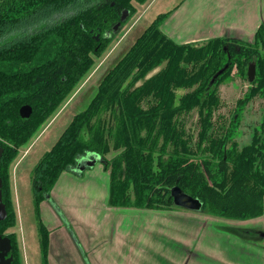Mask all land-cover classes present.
I'll use <instances>...</instances> for the list:
<instances>
[{
  "label": "trees",
  "instance_id": "16d2710c",
  "mask_svg": "<svg viewBox=\"0 0 264 264\" xmlns=\"http://www.w3.org/2000/svg\"><path fill=\"white\" fill-rule=\"evenodd\" d=\"M123 12L129 15L122 18ZM135 13L133 0H0V178L8 213L0 221V236L11 239L12 264H21V256L16 233L8 232L17 225L9 168L19 149L86 78L94 54L113 39L107 32ZM168 14H159L137 37L104 76L88 107L38 162L33 171L38 205L50 198L63 172H75L80 158L96 152L110 172V206L179 207L171 190L180 187L199 198L208 215L232 220L264 215L263 137L256 134L238 150L236 123L215 136L212 120L220 104L216 86L234 67L245 75L254 65L247 98L264 94V25L254 42L216 37L199 45L179 44L161 30ZM157 67L162 68L147 77ZM178 88L186 90L180 103ZM24 105L33 109L29 118L20 114ZM199 105L200 130L192 142L182 117ZM111 150L117 153L107 159ZM42 245L44 264H49L45 227Z\"/></svg>",
  "mask_w": 264,
  "mask_h": 264
},
{
  "label": "crops",
  "instance_id": "0c3cea01",
  "mask_svg": "<svg viewBox=\"0 0 264 264\" xmlns=\"http://www.w3.org/2000/svg\"><path fill=\"white\" fill-rule=\"evenodd\" d=\"M176 2L168 0L159 14L169 12L161 30L179 44L216 37L254 42L264 25V0ZM99 163L82 177L63 172L47 199L60 206L65 220L54 219L50 227L49 264H87L86 258L89 264H248L245 248L233 243L246 244L255 239L247 234H263L258 225L245 229L241 221L183 207L110 206V172ZM230 230L243 240H232Z\"/></svg>",
  "mask_w": 264,
  "mask_h": 264
},
{
  "label": "rangeland",
  "instance_id": "374dc122",
  "mask_svg": "<svg viewBox=\"0 0 264 264\" xmlns=\"http://www.w3.org/2000/svg\"><path fill=\"white\" fill-rule=\"evenodd\" d=\"M167 1L168 0H147L143 4L136 3V13L129 21L117 26L116 32L112 33L113 39L109 42L105 50L98 55L94 54L93 68L71 98L63 105L52 120L40 129L30 144L19 149L18 157H16L9 168V181L17 225L13 230H9L8 232L12 231L17 235L21 264H26V260L29 264H44L42 245L44 227L48 230L50 237V227L53 225L54 219H64L63 215L57 210L60 206L57 205L52 198L50 199L51 201L46 199L39 205L36 203L33 193V171L35 167L44 154L53 147L74 116L88 107L92 98L97 93L104 76L129 50L137 37L154 21L159 12L164 10L165 7H161L166 4ZM175 1H177V4L181 0H174V2ZM170 6L172 7L173 3ZM171 7H169V9ZM202 43L196 44L199 45ZM162 67L155 68L147 77L155 75ZM249 72L250 68L246 70L245 75H241L238 68L234 67L231 76L216 86V94L220 104L212 113V120L214 121L213 132L215 136L223 135L232 123H236L233 143L237 145L238 150L250 144L256 134L263 137L264 142V129L261 128L264 117V94H258L257 96L247 98L250 89L254 85L253 81L255 79H250ZM185 92L186 90L184 88L176 89L177 103H180V97ZM200 107V105L195 107L190 113L184 114L182 117L187 132L193 138L192 142L196 141L198 131L200 130ZM231 143L232 142L229 143V146ZM116 153L115 150H111L106 155V158L111 159ZM99 164L102 167L101 170L104 171V163L100 161ZM262 169L264 170V156ZM72 174L82 177L84 172L78 173L75 171L72 172ZM62 212L66 217L65 212ZM200 212L204 213L203 211ZM256 218V220L250 223H246L250 220H238L241 221L240 227L253 229L258 225L259 229L262 230L264 234V215ZM228 232L231 233L230 238L232 240L235 239V237L243 240L241 235H238L235 230H230ZM240 234H242L243 237L245 232H240ZM256 234H258V232H256ZM256 234L250 233L247 235L253 238ZM227 237L228 236L224 235L223 239ZM226 244L225 242L224 248ZM233 244H236L235 246L237 247L245 248L243 249L245 250V256L248 257V264H264V235L261 237L256 235L254 240L250 239L246 244L242 242H235ZM239 255L241 256L242 253ZM86 262L89 264L87 258Z\"/></svg>",
  "mask_w": 264,
  "mask_h": 264
},
{
  "label": "water",
  "instance_id": "95a60500",
  "mask_svg": "<svg viewBox=\"0 0 264 264\" xmlns=\"http://www.w3.org/2000/svg\"><path fill=\"white\" fill-rule=\"evenodd\" d=\"M122 24L121 22L116 23L113 26L112 32H109L107 35L112 36V33L116 32L118 25ZM98 39V38H97ZM250 79L255 78V67L254 65L250 66ZM32 107L30 105H24L20 109V114L23 118H29L32 114ZM4 148L0 146V157L3 155ZM101 161V155L96 152H89L78 160L76 167V172L82 173L86 169L94 167V165ZM171 195L173 196V202L176 206L187 208L190 210L201 211L202 201L199 198H195L190 194L186 193L180 187H174L171 190ZM6 204L3 201L2 196V179L0 178V221L4 220L7 217ZM258 237H261L264 234H256ZM254 235V237L256 236ZM12 251V242L8 236H0V264H12L14 256L11 254Z\"/></svg>",
  "mask_w": 264,
  "mask_h": 264
},
{
  "label": "flooded vegetation",
  "instance_id": "af4514ba",
  "mask_svg": "<svg viewBox=\"0 0 264 264\" xmlns=\"http://www.w3.org/2000/svg\"><path fill=\"white\" fill-rule=\"evenodd\" d=\"M136 3H139L138 1H136V0H133V4L135 5ZM129 15V13L128 12H123L122 13V18H126L127 16ZM109 33V31L107 32V34ZM96 38H98L97 40H99L100 38H99V35H96Z\"/></svg>",
  "mask_w": 264,
  "mask_h": 264
}]
</instances>
